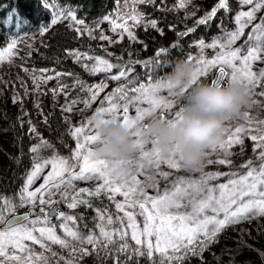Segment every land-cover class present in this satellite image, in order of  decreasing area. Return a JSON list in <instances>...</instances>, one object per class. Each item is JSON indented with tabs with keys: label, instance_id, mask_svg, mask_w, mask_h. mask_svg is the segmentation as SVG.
<instances>
[{
	"label": "snow or ice",
	"instance_id": "6c2138e0",
	"mask_svg": "<svg viewBox=\"0 0 264 264\" xmlns=\"http://www.w3.org/2000/svg\"><path fill=\"white\" fill-rule=\"evenodd\" d=\"M137 3L150 2V0H136ZM190 0H179V7L183 8ZM241 5H253L250 10L240 11L235 17V21L239 27L232 32H226L224 43L220 40H214L210 44H205L203 40L199 41L198 47L203 51L204 48L221 49L212 59H204L202 56L198 58V67L193 73V83L199 78L207 75L208 69L218 67L219 77L213 82L221 85L229 83H243L250 90L252 86L259 85L264 80V68L259 71V75L252 71V64L261 60V52H264V18L259 24L254 26L253 31L257 35H249L247 47L243 49L232 45L243 36L245 26L251 24L256 19V13L264 7V0H239ZM228 0H219L218 5L214 6L203 19L199 20V24H206L215 17L219 9H227ZM75 19L73 15L71 17ZM123 23L113 22V30L122 29L126 32L130 39L135 40L134 34L131 32L127 19H131L134 23H140L141 16L135 13L128 17H121ZM56 19H53V23ZM83 23V21H78ZM152 27H156V22H151ZM194 29H190L192 31ZM107 39V37H101ZM255 41V42H253ZM14 44V42H13ZM175 46V45H173ZM12 48L8 49L10 54ZM167 49L161 48L156 56L166 54ZM79 57V53H75ZM2 58V54H0ZM91 59V57H89ZM97 66L90 69L92 72L110 71L114 65L107 60L96 58ZM239 63V67L237 66ZM103 66V67H100ZM147 66V65H146ZM87 67V66H86ZM226 69H231L230 72ZM130 72L123 68L118 74L112 75L113 81H120L122 78L127 79ZM146 75V74H145ZM132 83V82H129ZM107 85H97L94 88L89 87L87 90L91 93L90 100L85 101L90 106L91 101H95L99 92L103 91ZM172 84L166 80H159L151 84H140L138 87H132L130 90L138 95L132 98L134 104L145 103L149 107H136L133 115L129 114V105L126 103L121 106L113 103V98L118 96L119 99H127V85L117 86L113 94L107 96V107L98 109L96 115L100 114L105 118L102 122L109 123L112 121L122 122L130 131H132L137 141L138 157L117 161L115 163L126 166L130 171L129 174L122 177L112 175L111 168L114 164L108 161L94 158V151L90 145L96 144L100 137L98 135V126L94 120L90 119L86 125L82 123L75 127L72 135L77 139L75 152L72 154L70 162L69 157H61L53 155L50 158H41L35 163L33 170L27 176L26 187L23 190L19 206L29 207V213L20 216H13L11 219H5V211H13L14 204L10 200L0 198V264H39L41 260L47 264V257L44 253L36 254L26 241L32 245H39L44 251H51L50 247L45 243L49 241L52 244L68 247V240L57 235L55 228L48 222L49 213H45L44 208L40 211L43 216L36 219H30L32 210L36 204L51 205L55 203L51 199L52 190H59L61 186L66 189L71 188L75 192L67 202L69 208H76L78 203H85L83 199H79L81 193L88 195H99L101 191L109 194V199L115 200V196L119 194L124 197L123 203L116 202V207L120 212L124 213L127 220V228L131 229V239L136 245L143 248L137 250L138 255H146L150 259L154 254H159L161 264L164 260L174 261L182 260L183 255L188 252H194L196 246H206L212 242L217 233L227 226L239 223L241 220L249 219L250 216L264 215V130H258L259 135L252 134L250 139L255 142L254 147L261 149L260 164L253 166L251 161L242 165L248 170L245 173H233L228 178L227 183H221L215 187L208 184L209 180L216 179L217 176L205 174L200 180H184L180 179L168 186L162 191L156 186V183H142L137 177L142 175L143 163L148 160L157 168L162 163H166L168 167L180 169L183 167L182 153L177 148L171 157H164L155 151L151 143H145L142 132H137V126L141 128L145 124L144 121L151 115L160 111L162 116L168 122H175L180 119V109L170 114L171 109L175 108L174 101L163 99L161 92L167 91L172 95ZM264 95V92L261 93ZM75 103V101H73ZM66 111H72V107L68 106ZM244 118L251 123L248 113L245 112ZM232 119L230 118L229 121ZM259 123L264 124V121ZM90 129V131H89ZM35 129H33L34 131ZM228 139L211 151L226 149L231 147L233 143H242L243 137L239 134L244 131L242 126L237 125L234 129H226ZM87 133V134H86ZM33 152H38V148H32ZM212 163V161H209ZM219 164H231L227 159H220ZM51 166L49 174L44 179V184L35 190L28 189L33 184L37 176L46 166ZM67 174V178L65 177ZM160 175L167 179L168 173L161 172ZM151 179V178H147ZM76 180H96L102 181L93 191L88 189H75L73 181ZM153 187L154 196H149L146 189ZM49 196L48 200L43 197ZM67 197V191L61 193ZM139 208V215L143 216V228L136 221V214L126 211V208ZM52 215H57L63 220L72 221L74 218L58 212L55 209L50 210ZM103 222L100 225V235L88 236V243H96L98 239L103 238L105 241H111L117 235L116 232L109 231L107 225L113 223L111 217L105 221L104 215L100 216ZM123 222V219H121ZM43 225V226H38ZM65 236L73 240L83 242L84 237L80 236L67 225H64ZM121 239L127 237L129 233L125 229L118 230ZM126 248L127 245L125 244ZM55 255V253H53ZM71 264V261L66 262ZM153 264L155 262L153 261Z\"/></svg>",
	"mask_w": 264,
	"mask_h": 264
},
{
	"label": "trees",
	"instance_id": "16d2710c",
	"mask_svg": "<svg viewBox=\"0 0 264 264\" xmlns=\"http://www.w3.org/2000/svg\"><path fill=\"white\" fill-rule=\"evenodd\" d=\"M55 1L69 7L74 16L93 29L91 31L78 30L66 22L51 24L44 37L33 41V46L30 47L26 57L33 66L48 68L56 72L58 75L56 85H64L69 90L68 98L70 99L84 93L85 100H87L90 95L87 89L93 79L107 77L111 80L110 77L118 74L122 68L128 70L131 66L134 67L133 74L129 79L133 83H137L146 75L151 79L167 77V74L173 71L176 62L185 60L186 52L191 48L190 41L193 38L200 34L208 39L220 30L215 24V17L206 24L198 23L211 12L214 6L218 5L219 0L212 3L194 2L191 10L195 12V17L192 19L185 18L184 11L175 5L176 0H150V2L143 3H137L136 0ZM47 2L49 0H0V42L9 33L33 30L42 23L47 25L49 17ZM231 6L232 4L228 2L227 9L217 11L223 10V24L226 28L232 25ZM134 12L139 13L142 19L155 20L156 27L142 21L136 24L131 19H127V24L134 34L135 40L128 41L130 39L128 34H125L124 40L132 46L123 43L119 53L114 55L105 51L99 42L101 30L98 26L109 15H112L116 23H123L124 20L121 17L126 18L133 15ZM190 29L194 30L189 31ZM161 48L167 49V53L157 57L156 53ZM72 49L91 52L94 56L109 60L114 67L110 71L88 74L80 61L70 55L69 52ZM113 82L112 92L117 86L127 85V83ZM201 82L211 83L210 75ZM12 96L10 87L0 77V198L12 201L14 211L22 207L19 206V201L24 190L26 173L32 162L30 146L33 139L27 132L26 126L20 122L21 105L12 99ZM68 98L63 101L65 104H69ZM21 99L27 115L40 132L50 139L59 151L71 153L73 139L64 106L57 104L52 94L47 92L41 102L44 118H40L36 114L31 96L21 95ZM182 104L183 101L179 100V105L182 106ZM252 110L257 118L264 117V105L254 106ZM160 115H162L161 112ZM205 164L212 169L222 171L224 169L223 164H210L207 161ZM164 168H168L166 163H162L159 167V169ZM223 175L224 177L228 176L227 173ZM143 179L145 183H155L152 174L144 175ZM220 180H223L222 175L214 179V181ZM169 183V180L164 183L159 182V189L163 190L170 185ZM95 185L93 182H88L75 189H88L91 192L98 187ZM147 193L149 196H154L149 191ZM73 195L75 192L72 190L67 197L63 198L60 211L71 213L81 227L84 224H92L91 216L97 210H104L109 213L108 216L112 215V226L117 222H120V226H122V223L126 222L124 214L118 215L119 212L115 210L116 201L122 203L124 201L121 196L116 195L115 200H112L109 199V194L103 191L99 195L81 193L79 199H83L85 203H78L76 208H69L67 202ZM9 213L10 211L6 210L5 217ZM52 220H57L56 215L51 216L50 221ZM120 229L124 228L120 227ZM78 234L83 237V232H78ZM62 238L68 240L65 235H62ZM26 243L36 254L43 252L47 257V264H55L62 260H68V257L79 255L73 251L69 241L68 247L49 244L51 251H44L39 245H32L28 241ZM85 246L89 252L82 254L80 261L83 264H95L97 260H106L108 263L115 264H153V261L155 264H161L162 258L159 254H154L151 259L146 255H138L137 250L141 251L142 248L135 245L130 235L121 239L117 234L111 241L99 239L94 248L90 244H85ZM39 264H44V261L41 260ZM163 264H264V215L250 216L249 219L231 224L217 233L212 242L207 243L206 246L200 247L198 244L194 252L183 255L182 260H164Z\"/></svg>",
	"mask_w": 264,
	"mask_h": 264
},
{
	"label": "rangeland",
	"instance_id": "374dc122",
	"mask_svg": "<svg viewBox=\"0 0 264 264\" xmlns=\"http://www.w3.org/2000/svg\"><path fill=\"white\" fill-rule=\"evenodd\" d=\"M198 1H205L207 3H212L215 0H190L189 3L186 4L185 7L181 8L184 13L183 15L187 19H192L195 17V12L191 10V6H193L194 2ZM232 4L231 9H230V20L232 21V25L228 28H226L223 24V10H220L219 12L216 13L215 15V24L220 28V30L213 34L211 37L208 39L205 38L202 35H197L193 40L190 41L191 43V48L186 52L185 55V60H191L195 66L196 69L198 67L197 60L199 57H203L204 59H212L214 56L221 50L219 48L213 49V48H204L203 51L198 47L199 41L203 40L205 44H210L214 40L219 39L220 43H224L225 40L222 39L225 37L226 32H232L237 30L239 25H237L235 21V17L238 12L240 11H246L250 10L253 5H241L239 0H228ZM257 2V0H254V4ZM175 5L179 6V0L175 1ZM46 7L48 10V21L47 25L42 23L40 24L37 28L29 31H19L16 33H9L8 36L0 42V54H2V58H0V77L3 80V82L8 85L11 89L12 92V99L16 100L19 102L21 105V112L19 115L20 122L26 126L27 132L31 135L33 141L30 146V152H31V166L29 167L26 177L24 180V189L26 187V179L27 176L31 173L33 170V167L35 163L39 162L41 158H50L53 155H58L61 157H69L70 162H72L71 157L72 154L75 152L76 144H77V139L73 137L72 131L74 130L75 127L80 126L82 123L86 125V122L90 119L93 120V117L96 115L97 111L101 107H107L106 103V98L107 96L113 94V86L114 82L111 81L107 77H97L93 79L89 83V87H95L97 85H107L103 91L99 92L97 95V98L95 101L90 102V106L85 104V101L90 100L91 93L89 95V98L85 100V94L80 93L78 97L74 99L68 98V92L69 90L64 86V85H56L57 82V73L51 71L48 68H41L37 66H33L32 64L29 63L26 54L29 53V49L31 46H33V41L44 37V34L47 30V28L53 23V19H56V22H66L69 25L77 28L78 30H89L91 31L93 28H90L87 24L79 23L78 21H82L80 18L75 16V19H72L71 17L74 15L73 12L70 10L69 7L61 5L57 3L55 0H49V2L46 3ZM134 12L133 14H135ZM264 18V7L260 11L256 13V19L251 22V24H248L245 26L243 36H241L233 45V49L240 47L242 48V54H243V49L247 47V41L249 35H257L258 33H255L253 31L254 26L256 24H259L261 22V19ZM142 22H146L147 24H151L152 21H155L153 19H140ZM113 22L116 23V21L113 20L112 15H109L105 17L104 21L102 24L98 26V28L101 30V35H99V42L101 44V47L105 50L108 51L111 54H118L120 51V46L124 43V45L127 46H132L128 41L132 42V39H128V41L124 40L125 39V34L126 32H123L122 29H116L115 31L113 30ZM101 37H107V39H102ZM262 40H264V37H262ZM14 42V44H13ZM255 42V41H253ZM12 48L11 53H8V49ZM70 55L76 59H78L85 69L86 73L88 74H95L97 72H92L90 71L91 68L97 66V59L100 58L97 56H94L91 52L85 51V50H80V49H72L70 50ZM75 53H79V57L74 55ZM91 57V59H89ZM261 60L255 61L252 64V71L256 72L257 75H259V71L264 68V52H261ZM102 59V58H100ZM105 60V59H104ZM109 63H111L108 60ZM87 66V67H86ZM237 66L239 67V63L237 62ZM103 67V66H100ZM217 68V67H216ZM216 68H210L208 69L207 75L199 78L197 80V83L201 82L203 79L207 76L210 75V78L212 79L214 72ZM134 67L131 66L128 71L130 74L128 75L127 79H121L120 81H115L120 84L127 83L128 88L126 89L127 91V99L121 100L119 99L118 96L113 98V103H118L121 106L124 104L129 105V114L133 115L135 113V108L136 107H142V108H147L149 107L145 103H138L134 104L132 102V98L136 95L137 93L132 92L130 89L132 87H138L140 84H151L154 82H157L159 80H166V77L163 78H157V79H151L150 76L146 75L143 79H139L137 83H133L131 80H129L133 74ZM226 71L230 72L231 69H226ZM132 82V83H129ZM227 85V84H225ZM252 96V99L255 101L253 106L251 108H246L244 111L248 113V117L251 121L249 123V120H246L243 117L241 118H235L232 119L231 121L227 122V127L226 129H232L234 132V129L237 125L242 126L244 128V131L240 133L239 135L243 137L242 143H233L231 147H228L226 149H219L217 148L216 151H211L209 149L207 151L206 159L205 161L209 162L212 161L210 164H219L218 161L220 159H227L231 161V164H223L224 169L223 171L220 169H212L210 167H207V165L204 163V166L201 170L199 171H191L186 169L184 166L180 169H174V168H164V169H159L157 168L154 164L149 162L148 160H145L143 165L145 163H150L151 165V170L145 169L143 166L142 175H139L137 178L142 182H144L143 176L146 174H152L156 183V186H158L159 182H167V180L170 181L169 184H172L180 179L184 180H200L202 179L205 174H210L213 176H217V174L223 176V180L220 181H214V179L209 180L208 184L211 187H215L221 183H227L229 176H231L233 173H245L248 169L245 167H242V165L246 164L247 162L251 161L253 166H259L260 164V152L261 149H258L254 147L255 142L250 139V136L252 134H257L259 135L260 132L258 130H264V124L259 123L260 121H264L263 118H257L255 114L253 113L254 111L252 110L254 106H263L264 105V95H261L262 92H264V80L260 81L259 85L252 86L251 89L249 90ZM49 92L52 94V97L54 101L57 104H60L61 106H64V112L65 115L69 121V129L72 135V143H71V153L70 152H61L59 151L54 144L48 139L46 136H44L40 130L37 128L36 124H34L29 116L27 115V111L22 103L21 95L25 96H31L34 109L36 111V114L40 118H44V113L42 111V106L41 102L43 98L45 97L46 93ZM158 95H160L163 99L168 100V101H174L175 102V108L169 110L170 114L177 112L180 109L179 105V100H177L174 96L169 94L167 91L161 92ZM67 102L69 104H65L63 101L67 99ZM75 101V103H73ZM71 106L72 111H66L65 109ZM158 115H160V111L154 112ZM109 118V117H105ZM151 117L147 118L144 123H148L149 119ZM33 129H35L33 131ZM90 131V129H89ZM87 134V133H86ZM228 139V133L225 131L224 143ZM96 144L90 145L92 149H94ZM38 148V152H33L32 148ZM138 157V154L136 155ZM135 158V157H134ZM168 166V165H167ZM126 167V166H125ZM51 166H46L42 172L37 176V178L34 180L33 184L31 187L28 189L29 191L35 190L37 188H40L44 184V179L45 177L49 174ZM243 168V169H242ZM167 172L168 177L167 179H164L160 173L161 172ZM224 173H227L228 176L224 177ZM218 175V176H219ZM65 177L67 178V174H65ZM88 182H93L96 184L95 186H99L102 184V181H96V180H88V181H83V180H76L73 181L75 188L78 186H81L83 184H86ZM73 189L68 188L66 189L64 186H61L59 190H52V195L51 199L55 201V203L51 205H39L38 203L36 204L35 208L32 210V214L30 216V219H36L40 218L43 216V213H41L40 209L44 208L45 213H49V209L52 205L56 204L57 211H60V208H62V202L64 196L61 195V193L67 191L68 194L72 191ZM161 190V189H160ZM146 191H149L150 193H153L155 195V190L153 187H148ZM162 191V190H161ZM119 195V194H117ZM120 196V195H119ZM45 200L49 199V196L46 194L43 197ZM121 198H124L121 196ZM116 202H119L118 200ZM122 203V202H121ZM115 210L118 213V215L124 214L123 212H120L117 207H115ZM126 211L133 212L136 214V221L138 224H140L141 229L143 228V216L139 215V208H126ZM14 211H27L29 213V207H21L19 209H16ZM12 211V212H14ZM10 212V213H12ZM9 213V214H10ZM8 214V215H9ZM65 215H70L73 217L71 213H64ZM101 214L104 215L105 221L107 220L108 217L113 218L112 215L108 216V212H105L104 210H97L92 216V224H84L83 227L80 226V223H77L74 219L72 221H66L63 220L61 217L57 216V222L54 220L50 221V218L52 215L49 214L48 216V222L51 226L55 228V232L57 235L61 236L65 235L64 233V225H67L69 228H71L73 231L78 232H83V237L85 238L82 241L80 240H73L71 238H68V241L71 243L73 251L78 253L79 255H75L73 257H68V260H62L59 262H56L55 264H66V262L71 261V264H83L80 261V258L82 254L88 253V249L86 248L85 244H90L91 247H95L96 243H88L87 242V237L92 235L99 237L100 235V225L103 223L100 219ZM55 216V215H53ZM114 216V215H113ZM74 218V217H73ZM126 220V218H124ZM38 226H43V225H38ZM120 227H123L130 235L131 229L127 228V220L126 222L122 223V226H120V222H117L114 226L112 225H107V229L112 232H117L120 229ZM131 237V235H130ZM102 239V238H100ZM99 240V239H98ZM97 240V241H98ZM47 245L52 244L49 241H45ZM135 243V241H134ZM136 245V244H135ZM142 248V247H141ZM143 251V248L141 249ZM143 256V255H142ZM150 259V258H149ZM95 264H115V263H108L106 260H97ZM128 264V263H124Z\"/></svg>",
	"mask_w": 264,
	"mask_h": 264
},
{
	"label": "clouds",
	"instance_id": "9594fccd",
	"mask_svg": "<svg viewBox=\"0 0 264 264\" xmlns=\"http://www.w3.org/2000/svg\"><path fill=\"white\" fill-rule=\"evenodd\" d=\"M195 71L191 60H181L166 77L173 86L172 96L183 101L179 120L168 122L162 115L153 113L148 123L136 128L142 132L144 142L151 143L164 157H171L178 148L183 166L191 171L201 170L207 151L223 142L230 118L243 117L244 110L255 103L245 84L193 83ZM104 119L100 114L93 117L100 137L93 149L94 158L114 164L112 175L126 176L130 170L115 162L136 157L139 151L136 138L122 122L103 123ZM144 167L151 170L150 163Z\"/></svg>",
	"mask_w": 264,
	"mask_h": 264
},
{
	"label": "water",
	"instance_id": "95a60500",
	"mask_svg": "<svg viewBox=\"0 0 264 264\" xmlns=\"http://www.w3.org/2000/svg\"><path fill=\"white\" fill-rule=\"evenodd\" d=\"M217 77H219L218 67L216 68V70H215V72H214V75H213V77H212V79H211V83H212ZM56 207H57L56 204H54V205H52V206L50 207V209H49V214H50V215H52L51 212H50V210H52V209L57 210ZM57 208H58V207H57ZM25 214H28V212H27V211H23V212H22V211H14V212L10 213L9 215H7V216L5 217V219H11L13 216H20V215H25ZM52 216H53V215H52Z\"/></svg>",
	"mask_w": 264,
	"mask_h": 264
}]
</instances>
